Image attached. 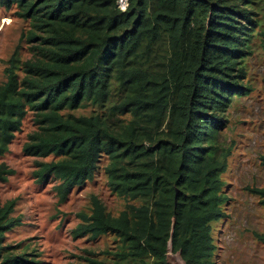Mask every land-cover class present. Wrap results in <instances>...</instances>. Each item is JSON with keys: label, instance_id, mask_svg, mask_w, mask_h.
Wrapping results in <instances>:
<instances>
[{"label": "trees", "instance_id": "16d2710c", "mask_svg": "<svg viewBox=\"0 0 264 264\" xmlns=\"http://www.w3.org/2000/svg\"><path fill=\"white\" fill-rule=\"evenodd\" d=\"M119 1L0 0L28 23L0 84V183L14 173L4 158L31 114L23 152L40 160L39 183L56 180L64 201L102 168L126 203L113 215L91 195L78 214L76 237L123 244L113 261L88 264H168L170 252L217 264L232 157L220 138L245 89L254 0H127L125 11ZM251 193L264 207V187ZM15 205L0 204V264H40L32 248L4 241L18 225Z\"/></svg>", "mask_w": 264, "mask_h": 264}, {"label": "rangeland", "instance_id": "374dc122", "mask_svg": "<svg viewBox=\"0 0 264 264\" xmlns=\"http://www.w3.org/2000/svg\"><path fill=\"white\" fill-rule=\"evenodd\" d=\"M258 27L249 43L250 55L245 60V89L229 108L228 125L220 140L232 148L228 172L223 177V193L227 195L225 217L217 224L214 240L217 264H264V207L253 188L264 187V0H254ZM127 0L121 3L126 8ZM28 23L18 18L15 10L0 8V84L4 81L5 62L17 48ZM26 47V45H23ZM23 58L29 57L27 49ZM81 111L80 113H86ZM36 130L29 114L22 131L10 147L4 162L14 171L6 183H0V204L15 200L12 217L18 224L5 234L6 245L35 250L40 264H88L89 260L113 261L123 251L114 236L96 239L74 234L81 219L89 212L91 195L99 196L113 215L125 207V201L112 195L101 168L93 181L61 200L51 179L39 183L35 176L39 159L28 157L23 146ZM105 161L101 163V167ZM168 264H184L169 253Z\"/></svg>", "mask_w": 264, "mask_h": 264}, {"label": "water", "instance_id": "95a60500", "mask_svg": "<svg viewBox=\"0 0 264 264\" xmlns=\"http://www.w3.org/2000/svg\"><path fill=\"white\" fill-rule=\"evenodd\" d=\"M174 225H175V220H173L171 237L173 236ZM171 243H172V238H171L170 243H169V247H170V249H171Z\"/></svg>", "mask_w": 264, "mask_h": 264}, {"label": "built area", "instance_id": "2783aa9c", "mask_svg": "<svg viewBox=\"0 0 264 264\" xmlns=\"http://www.w3.org/2000/svg\"><path fill=\"white\" fill-rule=\"evenodd\" d=\"M123 2V0H120L119 1V7L121 8V3ZM127 7V6H126ZM121 10H123V11H125L126 10V8H124V9H121Z\"/></svg>", "mask_w": 264, "mask_h": 264}, {"label": "clouds", "instance_id": "9594fccd", "mask_svg": "<svg viewBox=\"0 0 264 264\" xmlns=\"http://www.w3.org/2000/svg\"><path fill=\"white\" fill-rule=\"evenodd\" d=\"M128 6V5H127ZM120 8V7H119ZM127 8V7H126ZM121 9V8H120Z\"/></svg>", "mask_w": 264, "mask_h": 264}]
</instances>
